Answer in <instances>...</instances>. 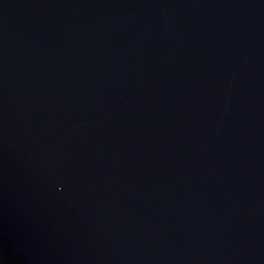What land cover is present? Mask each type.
Returning <instances> with one entry per match:
<instances>
[{
    "label": "water",
    "instance_id": "1",
    "mask_svg": "<svg viewBox=\"0 0 264 264\" xmlns=\"http://www.w3.org/2000/svg\"><path fill=\"white\" fill-rule=\"evenodd\" d=\"M0 264H264V0H0Z\"/></svg>",
    "mask_w": 264,
    "mask_h": 264
}]
</instances>
